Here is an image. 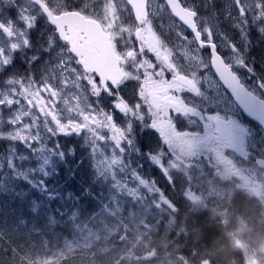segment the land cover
<instances>
[{
	"label": "rangeland",
	"instance_id": "374dc122",
	"mask_svg": "<svg viewBox=\"0 0 264 264\" xmlns=\"http://www.w3.org/2000/svg\"><path fill=\"white\" fill-rule=\"evenodd\" d=\"M43 1L55 14L77 10L103 21L125 51L128 79L112 104V91L79 78L96 79L79 65L78 72H60L49 64L46 49L62 42L30 0H15L24 9V23L8 36L0 32V245L5 240L10 261L211 264L205 257L220 255L224 248L202 254L194 263L152 251L195 214H206L225 225L243 264H264V170L256 165L264 159V134L221 86L210 55L198 48L161 0L149 1L141 37L145 51L130 59L126 53L136 46L137 28L126 0ZM181 2L197 12L204 40L214 43L243 84L264 99V33L259 31L264 27V1L239 0V6L236 0ZM16 11L10 6L7 14L15 19ZM36 33L44 37L37 45ZM14 44L19 47L13 49ZM42 75L46 82H58L53 85L60 89L59 104L53 110L42 104ZM65 80L67 87H60ZM72 85L82 93L78 102ZM122 95L132 99L125 103ZM47 97L53 104L57 99L53 91ZM120 104L126 106L124 112L118 111ZM9 107L11 112H5ZM68 118V124L54 123ZM70 124L82 125L83 132L61 140L60 127L71 131ZM53 142L64 158H57ZM234 145L243 152L238 154ZM61 168L70 174L62 177ZM80 195L88 202H81ZM26 200L27 209L32 206L29 216L19 213ZM11 202L16 213L6 211ZM62 205L64 215L57 219Z\"/></svg>",
	"mask_w": 264,
	"mask_h": 264
},
{
	"label": "water",
	"instance_id": "95a60500",
	"mask_svg": "<svg viewBox=\"0 0 264 264\" xmlns=\"http://www.w3.org/2000/svg\"><path fill=\"white\" fill-rule=\"evenodd\" d=\"M37 4V0H32ZM129 4V0H126ZM181 7L173 5L171 7L167 6L171 15L189 32V34L194 38L198 48L204 51L205 47L212 46L214 43L204 42L201 46V40H203V34L197 23L198 14L195 11L189 10L184 7L183 3L179 0ZM139 3V0H138ZM148 3L147 0L146 10L148 16ZM38 5V4H37ZM43 10L44 15L47 17L48 22L51 26V17L48 15V7L43 4L40 0L38 5ZM144 7L143 5H139ZM45 8L48 11H45ZM132 9V7H131ZM133 11V9H132ZM51 12V11H50ZM190 12H195L196 16L193 18ZM52 13V12H51ZM53 14V13H52ZM134 14V13H133ZM54 15V14H53ZM147 19V18H146ZM145 19V20H146ZM87 21H92L85 19V21H70L77 27H83L85 29L82 36L79 37V50L84 52L85 65L81 66L83 70L87 73L95 74L100 77V84L107 91L108 84L116 87L123 79V72L119 65V58L116 55L111 38L103 31L102 27L95 21L93 23H88ZM141 27L143 23L136 21ZM54 27V26H53ZM194 28L195 30H191ZM139 32L141 29L138 30ZM58 34V30L56 31ZM200 33V39H197L196 33ZM7 34V31H5ZM138 37V36H137ZM215 45V44H214ZM210 64L211 68L216 75L221 86L229 93L235 105L239 110L245 115V117L256 124L264 134V99H261L255 93L251 92L242 82L240 77L231 66L227 63L224 56L219 52L217 46L212 49L210 54ZM90 69H95L91 71ZM235 151L239 154L243 150L238 146L234 145ZM256 165L259 169L264 170V159H258ZM40 185L43 187L44 182L41 181ZM43 192H47V188H43ZM264 214V212H263Z\"/></svg>",
	"mask_w": 264,
	"mask_h": 264
},
{
	"label": "snow or ice",
	"instance_id": "6c2138e0",
	"mask_svg": "<svg viewBox=\"0 0 264 264\" xmlns=\"http://www.w3.org/2000/svg\"><path fill=\"white\" fill-rule=\"evenodd\" d=\"M237 5L239 6V0H236ZM37 4H40V0H37ZM129 4L131 5L132 9H133V13H134V18L136 21L140 22V23H144L145 19L147 18V10H146V5H147V0H129ZM161 4L164 6H173L176 5L177 7H181L179 0H161ZM139 5H143L144 7H140ZM12 8H16L18 9V11H16L14 13L15 19L13 18V15H8V9L9 7ZM183 10V9H182ZM24 11V9L15 2V0H0V32L3 31H8V32H13L15 26H17L18 24H23L24 23V19L22 17V12ZM45 11H48L47 8H45ZM241 14L243 15V9L241 7ZM48 15L49 17H51V23L54 26L53 27V31H57L58 30V37L59 40L62 41V43L59 44V46H53L52 48L46 49L50 59H49V64H55L56 68L60 71V72H65V70L67 69H71V73H75L79 71V68L77 67L78 65L80 66H84L85 65V59H84V52L79 50V37L83 35L85 29L83 27H77L76 25H74L73 23H71L70 21H85V17L81 15V13L79 11L77 12H65L61 15H53L50 11H48ZM190 15L194 18L196 16L195 12H190ZM88 23H93V21H87ZM27 26L29 28H31V23L29 22L27 24ZM191 30H195L194 28H191ZM259 31L261 33H264V27H261L259 29ZM140 35V32H137V36ZM208 35L210 36L211 33L209 31ZM197 39H200V33L197 32L196 33ZM25 43H27V41H25ZM153 43L155 44V46L157 48H159L160 45V41L158 40V38H155L153 35ZM204 45V41L201 40V46ZM19 45H13V49L18 48ZM215 47V45L213 44L212 46H208L204 48V51L206 53H208L209 55L211 54L212 49ZM233 48L235 49V45H233ZM39 59V58H37ZM165 59L167 60V57H165ZM7 63V62H6ZM243 63V62H242ZM91 71H95V69H90ZM45 72L48 71V67L46 66L44 69ZM69 73V74H71ZM73 78H76L75 76H73ZM80 79L84 80L85 84H91L93 87L95 86L96 83H99L100 81V77L97 76L95 81H90L88 80L86 77H79ZM47 78L44 77L43 75L41 76L40 80H39V85L44 86L45 91H47L48 89H51L54 93V95L57 96V100L54 103L53 107H57V105L59 104V100H58V96L60 94V89L58 87H56L55 85H53L51 83V81H47ZM264 83V82H262ZM62 88H66L67 87V81L65 80L64 83L60 86ZM79 87V85L77 86ZM108 87H112V85H108ZM194 89V86H193ZM195 90V89H194ZM96 95H99L98 92L95 93ZM3 101H0V104H2ZM12 103H14V101H9V105H11ZM126 108V106H125ZM124 109H122L123 111ZM7 113L11 112V107H9L8 109L4 110ZM69 120H71V118H68L64 121H60V120H55L54 123L56 125H60L61 123L64 124H68ZM10 124L15 123L14 121H9ZM49 123H53V121H50ZM69 128L71 129V131H69L68 128H64V127H60V139L63 140V138L65 136H68L69 134L71 135H76V133L79 132H83V126L81 125L80 127H76V125L74 124H70ZM47 131L49 132V134H53L54 130L52 128H48ZM33 135H35V133H33ZM10 140H15L16 136H11L9 137ZM24 137L20 136V140H23ZM35 146V145H33ZM51 147H53L56 150L57 153V158H64V153L60 150L56 148L55 142H53V144L51 145ZM0 152H2V150H0ZM9 159L11 160L12 157L10 156ZM21 159H23V157H21ZM45 163H50V160H48L47 158H45ZM2 166V165H0ZM64 174V170L63 168H61L60 170V175ZM45 175H47V173H45ZM48 183H51V181L49 180ZM32 195L37 196V198L39 199V195L36 192H33Z\"/></svg>",
	"mask_w": 264,
	"mask_h": 264
},
{
	"label": "trees",
	"instance_id": "16d2710c",
	"mask_svg": "<svg viewBox=\"0 0 264 264\" xmlns=\"http://www.w3.org/2000/svg\"><path fill=\"white\" fill-rule=\"evenodd\" d=\"M264 1V0H261ZM15 73L22 72L25 73V70L17 71L15 69ZM79 144L77 143L76 149H78ZM72 164H77V162H72ZM67 174H70L69 170H65L62 177H66ZM88 198L85 196L80 195L81 202H88ZM11 207L6 210L9 212H15V204L13 202L9 203ZM14 206V207H13ZM29 206V201L26 200L23 203V209L19 210V213L23 211L27 212V216L31 214V208L27 209ZM13 207V208H12ZM27 209V210H26ZM65 206H61L60 210L61 213L55 214L57 219L62 218L63 210ZM16 213V212H15ZM186 214H192L186 212ZM203 225H208V227H202ZM182 230L173 231L170 237L174 236L173 239L176 238V241H170L171 238H164L162 240V245H155L152 248L153 252H164L161 256H171L172 259L177 258L180 259V262L183 261H192L193 263L196 261L197 257H201L202 254H208L212 251H218L219 249L225 250L224 253L220 255L209 257L206 256L205 259L210 262L211 264H243L244 257L240 251H235L234 247L230 243L229 236L227 235V229L225 230V225L221 222L212 221L206 214H195L194 218L189 219L186 224L183 226L180 225ZM161 228V226L159 227ZM194 231V232H193ZM177 233H180V236H177ZM163 233H160V236ZM177 243L176 245H172L170 243ZM0 264H13L10 261V251L6 252L5 248L7 243L5 240L2 241V245H0ZM196 251V252H195ZM195 252V253H194ZM3 258V259H1ZM159 258V257H158ZM185 261V262H186ZM16 264V263H14Z\"/></svg>",
	"mask_w": 264,
	"mask_h": 264
},
{
	"label": "flooded vegetation",
	"instance_id": "af4514ba",
	"mask_svg": "<svg viewBox=\"0 0 264 264\" xmlns=\"http://www.w3.org/2000/svg\"><path fill=\"white\" fill-rule=\"evenodd\" d=\"M33 4H34V6L36 7V9H38L43 15H44V13H43V10L40 8V6H38L37 4H35L32 0H30ZM41 2L43 3V4H45L47 7H48V9L51 11V8L43 1V0H41ZM52 12V11H51ZM65 12H69V13H71V12H77V10H69V11H64V12H60L59 14H55V13H53V14H55V15H61V14H63V13H65ZM80 12V11H79ZM81 13V12H80ZM81 15L82 16H84L85 17V19H88V20H92V21H96V22H98L102 27H103V29L105 30V32L111 37V40H112V43H113V45H114V48H115V51H116V53H117V55H118V58H119V60H120V62H119V65H120V67H121V69L123 70V72H124V77H125V80L122 82V84L120 83V84H118L116 87H114V86H112V87H108V89L109 90H105V89H103L102 87H101V85H100V87L104 90V92H108V91H112V95H111V97L113 98L112 100H111V103H112V101L114 100V93L116 92H119L120 90H119V87L120 86H122V85H124L125 84V82L127 81V79H128V74L126 73V68H125V66H126V62H125V59H124V57H123V54H124V49L122 48V46H121V44L119 43V40L118 39H115V38H113V36H112V34L110 35L109 34V31H108V29L106 28V25H105V23L103 22V21H101L100 19H97V18H95V17H90V16H87V15H85V14H83V13H81ZM44 17L47 19V17L44 15ZM147 18H148V16H147ZM132 19L136 22V20H135V18H134V16H132ZM147 20V19H146ZM146 20L144 21V23H143V25L140 27L138 24H137V22H136V28H137V30H136V34H135V42H136V46L135 47H132V48H130V53H126V58L127 59H130L131 57H134V56H136V55H139V56H141L143 53H144V51H145V47H144V44L143 43H141V37H142V33H143V27H144V25H145V23H146ZM133 21V22H134ZM47 22H48V20H47ZM48 24H49V22H48ZM49 26H51L50 24H49ZM52 27V30H53V26H51ZM139 29H141V31H140V35L137 37V32H138V30ZM7 31V30H6ZM1 33H4L6 36H8L9 34H10V32H8L7 31V34L5 33V31H3V32H1ZM53 36H57V38L59 39V37H58V34H57V32L56 31H53V34H52ZM118 37H119V39H120V41L121 42H123L122 41V39H121V37L119 36V34H118ZM42 41H44V37H41V34H39V33H36V35L34 36V41H35V45H37L38 43L40 44L41 43V40ZM38 40H40V42H38ZM117 40V41H116ZM150 41V40H149ZM62 42V41H61ZM2 58H4L3 57V55H2ZM20 64V63H19ZM79 67L81 68V66L79 65ZM82 69V68H81ZM82 71H83V69H82ZM128 71H129V73H130V75H131V68H128ZM84 72V71H83ZM85 73V72H84ZM86 74H88V73H86ZM91 75V74H90ZM92 76H95V75H92ZM96 77V76H95ZM142 77H143V75H142ZM52 79V81H51V83L52 84H58V82L55 80V79H53V78H51ZM141 85H143L142 84V82L140 81V80H137ZM99 84H100V82H99ZM126 87H131V85H126ZM70 90L71 91H73L74 93H73V99H74V101L75 102H78L81 98H83V96H82V93H80V91L78 90V89H75L74 88V85H72V87L70 88ZM42 94L44 95V98H42L41 97V99H42V104H43V106H44V108L45 109H48V108H51V110H53L54 109V107H53V103L52 102H49V98L47 97V95H48V91H52L51 89H48L47 91H45V88L44 87H42ZM110 93V92H109ZM108 94V93H107ZM122 98H123V102H125V103H128V100L127 99H132L131 97H129L128 95H126V96H124V95H122L121 96ZM36 99L37 100H39L40 101V95H38L37 97H36ZM56 100L57 99H55L54 98V101L56 102ZM113 104V103H112ZM30 107H31V105H30ZM98 107H99V105H98ZM32 108V107H31ZM122 109H124L125 110V106L124 105H122V104H120V105H118V111H120V112H124V110L122 111ZM40 112H41V109H40ZM116 115H118L117 113H116ZM32 142V141H31Z\"/></svg>",
	"mask_w": 264,
	"mask_h": 264
}]
</instances>
